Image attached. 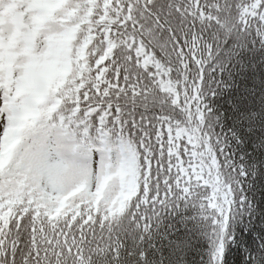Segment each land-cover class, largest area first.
Returning a JSON list of instances; mask_svg holds the SVG:
<instances>
[{"label":"snow or ice","instance_id":"snow-or-ice-1","mask_svg":"<svg viewBox=\"0 0 264 264\" xmlns=\"http://www.w3.org/2000/svg\"><path fill=\"white\" fill-rule=\"evenodd\" d=\"M0 264H264V0H0Z\"/></svg>","mask_w":264,"mask_h":264}]
</instances>
